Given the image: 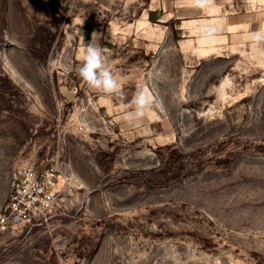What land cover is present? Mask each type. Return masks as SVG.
<instances>
[{"label": "rangeland", "instance_id": "374dc122", "mask_svg": "<svg viewBox=\"0 0 264 264\" xmlns=\"http://www.w3.org/2000/svg\"><path fill=\"white\" fill-rule=\"evenodd\" d=\"M261 28L264 0H0V212L19 167L55 174L0 264H264ZM91 41L117 95L78 74Z\"/></svg>", "mask_w": 264, "mask_h": 264}, {"label": "built area", "instance_id": "2783aa9c", "mask_svg": "<svg viewBox=\"0 0 264 264\" xmlns=\"http://www.w3.org/2000/svg\"><path fill=\"white\" fill-rule=\"evenodd\" d=\"M54 178L55 174L49 170L42 173L28 165L19 167L13 173L8 202L0 212V230L31 220L37 223V216L45 214L50 206Z\"/></svg>", "mask_w": 264, "mask_h": 264}, {"label": "clouds", "instance_id": "9594fccd", "mask_svg": "<svg viewBox=\"0 0 264 264\" xmlns=\"http://www.w3.org/2000/svg\"><path fill=\"white\" fill-rule=\"evenodd\" d=\"M193 3L200 8H207L211 0H193ZM250 39L256 44H264V28L251 32ZM80 78L89 88L108 95L120 93L118 80L109 67L108 58L104 50L92 41L83 49L82 65L79 68ZM135 107L134 112L127 113L125 120H140L144 118L156 105L157 100L149 91L140 90L132 100Z\"/></svg>", "mask_w": 264, "mask_h": 264}]
</instances>
